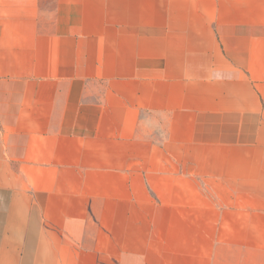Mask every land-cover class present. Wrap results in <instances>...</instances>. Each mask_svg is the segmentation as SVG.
<instances>
[{"label":"crops","instance_id":"0c3cea01","mask_svg":"<svg viewBox=\"0 0 264 264\" xmlns=\"http://www.w3.org/2000/svg\"><path fill=\"white\" fill-rule=\"evenodd\" d=\"M0 264H264V0H0Z\"/></svg>","mask_w":264,"mask_h":264}]
</instances>
